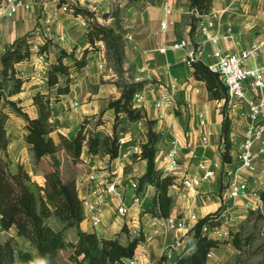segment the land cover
<instances>
[{
  "label": "crops",
  "instance_id": "obj_1",
  "mask_svg": "<svg viewBox=\"0 0 264 264\" xmlns=\"http://www.w3.org/2000/svg\"><path fill=\"white\" fill-rule=\"evenodd\" d=\"M31 8L21 10L13 17H7L0 11V82L3 81L2 56L6 51L17 45L31 44L33 54L30 60L16 65L17 76L24 79L22 91L9 99L17 102L30 117L38 115V107L34 104V96L38 92L47 93L49 90L40 83L41 78H46L50 66L56 62L61 50L74 53L81 58L90 46L87 38V29L90 23H85L83 18L62 10V5L67 1L73 2L80 8H87L85 0H22ZM150 4L141 2L130 3L129 0H106L103 7L116 12L121 20L125 42V62L123 69L128 76V81L146 82L142 90L140 109L144 118L132 122L127 115L121 113L119 121L121 127L116 131L120 138H125L127 144L120 148L116 159L109 156L89 155L85 148L82 162L79 164L83 171L79 174L77 183L85 184L86 172L89 167L103 168L110 166L119 177H136L140 179L147 170V162L135 155L141 153V144L147 141L149 130L148 121L155 122L154 130L159 133L162 140L156 156V164L162 169V157L170 148L171 142L176 140L179 145V159L182 164L175 175V185L170 194L174 198V206L170 217L185 219L188 229L196 223L191 217L201 219L215 213L220 208H232L236 204H245L253 210L256 201L252 199H231L227 194L224 169L237 168L238 148L245 137L242 115L230 111L229 116L233 122V162L224 163L222 158V105L223 101L212 100L209 96L207 84L198 81L192 66L186 62V52L183 50H169L162 54L159 50L163 47L170 48L174 43L182 40H191L196 45H203L207 53L212 52V45L198 28L191 32L189 0H149ZM236 0H214L213 8L208 15L202 17L215 18V33L219 36V45L224 52L237 53L248 49L264 34V19H256L253 13L258 7L257 0H246V3L236 7ZM168 4L173 13L170 17L171 24L167 31L161 29L163 7ZM115 21V18H114ZM113 21V23H114ZM111 24V26L113 25ZM230 30V31H229ZM50 41L48 51L39 54L41 45ZM38 48V49H37ZM107 48L104 42L97 44V50L91 51L88 56L87 66L72 75L69 94L61 97L59 102L52 105V122L55 130L51 133L53 140L59 144L60 137L69 140L75 139L78 131L86 122L87 128L112 136L114 133L116 114L110 108V102L120 99L122 95L118 76L112 67L101 68L100 65L107 61ZM148 65L144 71L141 69ZM264 65V51L256 61L249 63L250 67ZM64 78H61L63 83ZM11 82L4 86L8 89ZM165 93L173 94V103L164 109L155 108V103ZM55 96V90L52 91ZM225 105V104H224ZM201 115L206 119V125H201ZM6 129L11 138L7 149V160L14 172L23 166L31 175L34 184L44 187V172L33 161L31 145L24 140V126L26 120L22 114L10 113ZM102 119L103 123L97 121ZM245 120H247L245 118ZM248 121V120H247ZM96 122V123H95ZM239 124L241 128H236ZM210 135L209 143H203V136ZM130 152L127 156L126 153ZM66 154L64 150L59 151ZM4 156V153H1ZM48 157L43 158L45 160ZM206 161L216 166L217 175L211 181L198 188H185L183 177L186 174H198V164ZM222 186L226 188L222 191ZM143 204L130 208L126 217L116 214L115 208L119 200L106 199L104 206L103 224L99 231L94 230L86 222L81 224L85 232H96L106 238H118L126 244L129 238L122 229L127 224L129 228L139 229L144 233L145 241L140 244L138 264H174L173 260L164 259V251L172 246L177 239H183L184 244L175 249L177 257L183 251V246H188L190 236L184 235L186 231H170L163 227L160 233L155 234L161 219L149 213L152 199L157 195L156 190L148 186L143 192ZM131 194L125 200L131 203ZM52 206V205H50ZM53 208V207H52ZM71 231L73 229H70ZM68 230V231H70ZM129 230V229H128ZM130 231V230H129ZM16 230L6 232L8 237H15L25 249L32 251L30 244L16 237ZM131 233V232H130ZM7 237V238H8ZM189 245H192L191 243Z\"/></svg>",
  "mask_w": 264,
  "mask_h": 264
},
{
  "label": "trees",
  "instance_id": "obj_2",
  "mask_svg": "<svg viewBox=\"0 0 264 264\" xmlns=\"http://www.w3.org/2000/svg\"><path fill=\"white\" fill-rule=\"evenodd\" d=\"M2 1L0 0V5ZM139 1L142 0H129L130 3ZM213 3L214 0H189L191 32L196 31L200 18L211 12ZM74 11L75 15L86 17L94 15L87 8L75 7ZM113 17L115 21L112 26H103L96 21L90 23L86 33L90 46L81 58H77L74 53L60 51L47 75L46 87L49 91L38 92L34 96V104L38 107L36 117H30L17 102L9 99L22 91L24 79L17 76L16 65L30 60L33 54L32 45H17L2 56V83L10 81L11 84L7 92L3 91L2 84L0 87V228L5 232L15 229L16 237L26 240L36 253L25 250L15 237H8L4 241L0 237V264H67L60 256V251L66 248L71 249L70 261L74 264H127L126 262L136 255L140 244L145 241L142 233L129 238V241L123 244L118 238H106L96 232L83 231L81 224L84 222L85 212L78 193L77 181L75 179L64 181L58 170L59 163L55 156L61 150H64L74 163L82 161L85 148L89 155L109 156L110 159H116L120 154V137L116 130L112 136L105 135L87 128L85 122L73 140L61 135L60 143L57 144L51 137V133L55 130L52 122L53 103L59 102L62 96L70 93L72 75L87 66V56L91 51L97 50L99 42L105 43L107 54L113 59L116 71L122 72L125 62V31L121 26L119 15L113 12ZM49 45L50 41L41 45L38 53L47 52ZM192 68L195 78L207 84L212 100L220 102L226 100V86L217 74L211 72L202 62L194 63ZM61 78H64V83H61ZM145 85L146 82H132L121 87L120 99L110 102V108L114 109L116 114V122L119 121L121 113L127 115L132 122L144 118L142 109L133 108V100ZM53 90L55 96H52ZM2 100L5 101L6 107L1 106ZM4 108L13 109L24 116L26 120L24 140L31 145L34 163L38 165L45 157L54 159L53 169L44 175V187L38 189L39 196L33 190L34 181L26 169L20 166L18 172H14L6 158L11 142L6 124L11 116L10 113L4 112ZM222 114L224 117L221 134L222 158L224 163H232L233 122L228 112L223 110ZM154 125V121H148L147 141L141 144V153L135 155V158L147 162V170L139 179V190L143 192L146 187H153L157 195L151 201L149 213L153 217L169 218L174 206V198L170 190L175 185L177 177L157 167L156 156L162 137L154 130ZM1 153H4V156ZM219 214L220 210H217L199 219L189 232L194 251L179 254L175 264H207L208 254L219 246L220 240L204 234L203 227L209 223L218 226L217 220L222 216V214L218 216ZM51 218L57 219L62 224L61 230H55L48 224ZM70 229L77 231L75 242L66 241L65 233ZM122 231L127 232L128 228L124 226ZM234 242H237L239 248L241 247L237 240ZM259 264H264V254Z\"/></svg>",
  "mask_w": 264,
  "mask_h": 264
},
{
  "label": "built area",
  "instance_id": "obj_3",
  "mask_svg": "<svg viewBox=\"0 0 264 264\" xmlns=\"http://www.w3.org/2000/svg\"><path fill=\"white\" fill-rule=\"evenodd\" d=\"M90 11L94 13L93 17L76 15L83 18L85 23L98 22L103 26H111L114 21L113 11L106 10L103 3L106 0H85ZM145 4H150L149 0H142ZM258 7L253 13L256 19H264V0H257ZM246 3V0H236L235 6L239 7ZM68 3L62 5V10H68ZM30 6L22 0H3L0 5V11L7 17H13L21 10L28 11ZM173 13L172 8L165 4L163 7V18L161 21V29L167 31L171 24L170 17ZM216 21L213 16L202 19L200 18L198 28L199 31L207 37V40L212 45V52L207 53L203 45H196L191 40H182L174 43L170 48L163 47L159 50L160 53L166 54L169 50L186 52V62L189 66L194 63L202 62L208 69L217 74L219 79L224 83L227 89V98L224 104L230 111H237L245 116L248 120V125L245 127V137L238 148L237 168H229L221 171L224 173L227 184V194L231 199H252L256 201V205L262 204L258 188L261 185V175L259 173L256 160L258 156L264 155V65L250 67L251 61H256L264 51V34L254 42L248 49L237 53L224 52L219 45V36L215 33ZM230 31V30H229ZM38 49V48H37ZM148 60L145 59V66L141 69L144 71L148 65ZM105 67V58L100 65ZM40 83L43 86L47 85V77L41 78ZM173 94L165 93L160 100L155 103V108L158 110L164 109L167 105L173 103ZM142 94L137 93L133 100V108L140 109ZM201 125H206L204 115H201ZM210 139L209 134L203 136V143L208 144ZM127 141L125 138L119 139L120 148L125 146ZM179 145L176 140L171 142L170 148L162 157V170L167 174H176L182 164L179 159ZM127 156L130 155L128 151ZM264 172V171H263ZM217 175L216 166L203 161L198 164V174H186L183 177V185L185 188H198L204 183L214 179ZM86 181L84 185L77 183L78 193L83 204L85 219L84 222L90 224L94 230L100 229L103 224L104 204L106 199L119 200L120 203L116 206L115 212L121 217H126L129 210L133 206H141L143 204V196L139 190V179L136 177H119L118 174L110 166L103 168L89 167L86 172ZM130 192L131 203L125 200L126 195ZM249 209V207L247 206ZM259 208L253 205V210ZM158 228H155L154 233H160L165 227L170 231L183 232L188 235V229L185 219L178 217L160 218ZM191 220L197 223L199 219L196 216L191 217ZM125 226L131 233L139 235L142 233L139 229L129 228ZM203 233L211 238L218 240L228 239L230 233L224 227L212 226L206 224L203 227ZM144 237L146 236L142 233ZM184 244L183 239H177L172 246H169L164 251L163 258L173 260L175 264L176 256L175 249ZM194 251V245L183 246V251L191 253ZM181 252V253H182ZM212 258V254H208V261ZM139 254L128 260L127 264H138ZM164 264V262L162 263Z\"/></svg>",
  "mask_w": 264,
  "mask_h": 264
},
{
  "label": "rangeland",
  "instance_id": "obj_4",
  "mask_svg": "<svg viewBox=\"0 0 264 264\" xmlns=\"http://www.w3.org/2000/svg\"><path fill=\"white\" fill-rule=\"evenodd\" d=\"M66 1V0H65ZM141 2V1H139ZM69 7L68 10L65 12L74 14L75 7H79L75 5L72 1H67ZM143 3V2H142ZM107 61L105 65L107 67H112L115 73L118 76L119 86L122 87L125 84H129L128 76L125 74L126 72L122 69V72L118 73L116 71V66L114 64L113 59L107 54L106 55ZM105 68V67H104ZM64 83V81H63ZM3 91L7 92L6 82L2 83ZM122 91V90H121ZM142 92V91H141ZM1 93V89H0ZM1 96V95H0ZM1 106L6 107V103L4 100L1 101ZM5 113H12L13 115L16 112L10 108L3 109ZM221 110H225L226 112H230V109L223 104ZM243 119V126L246 127L248 125V121L245 120V116H241ZM103 120L100 118L98 122H102ZM96 123V122H95ZM103 123V122H102ZM122 122L118 121L113 124L114 131H118L121 127ZM236 128H241L239 124L236 125ZM56 160L58 161V170L60 175L64 181L75 179L77 181L79 174L83 171V168L79 166L80 163H74L71 158H69L66 154H62L58 152L56 154ZM53 158H46L40 162V169L44 172V174L48 171L53 169ZM256 164L259 170V173L262 174L261 177V185L258 188V193L260 195L262 204L261 207L257 208L256 210L248 209L245 204H236L232 208L223 207L220 208L221 218H218L217 224L219 227H224L230 233L228 239L220 240V244L216 249L211 251L212 258L207 262V264H259V262L263 258L264 254V155L258 156L256 160ZM227 187V186H226ZM222 186L223 189L226 188ZM39 186L33 185V190L36 192L37 196H39ZM224 192V191H223ZM48 224L53 227L55 230H61L62 224L55 218H51L48 220ZM101 229V228H100ZM100 229H97L99 231ZM126 236L128 238H133L138 235L130 233L128 230L126 232ZM0 237L4 241L7 239L8 235L6 232L0 228ZM65 238L67 242H75L77 239V231L73 229L72 231H66ZM190 240V238H189ZM237 240L241 245L239 248L237 246ZM187 245L190 244V241L186 243ZM32 252L36 253L33 248ZM71 249L66 248L60 251V256L63 262L67 264H74L70 261Z\"/></svg>",
  "mask_w": 264,
  "mask_h": 264
}]
</instances>
